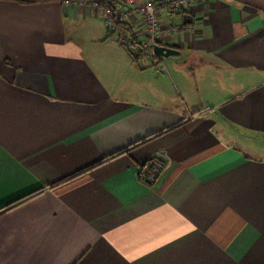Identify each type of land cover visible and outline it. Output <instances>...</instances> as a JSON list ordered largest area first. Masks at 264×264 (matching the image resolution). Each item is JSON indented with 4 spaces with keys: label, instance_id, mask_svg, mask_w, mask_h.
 Segmentation results:
<instances>
[{
    "label": "crops",
    "instance_id": "1",
    "mask_svg": "<svg viewBox=\"0 0 264 264\" xmlns=\"http://www.w3.org/2000/svg\"><path fill=\"white\" fill-rule=\"evenodd\" d=\"M159 21L179 55L137 60L101 7L0 0V264H264V0Z\"/></svg>",
    "mask_w": 264,
    "mask_h": 264
},
{
    "label": "built area",
    "instance_id": "2",
    "mask_svg": "<svg viewBox=\"0 0 264 264\" xmlns=\"http://www.w3.org/2000/svg\"><path fill=\"white\" fill-rule=\"evenodd\" d=\"M102 2L104 0H83L79 3L100 7ZM188 2L189 0H163L160 3L143 2L135 5L133 0H111L110 4L101 8L105 13V23L111 31L117 29V21H124L127 13L136 8L143 22V40L135 46L131 45L130 40H125V38H123V42L131 48L133 58L139 60L152 56V46L158 44L165 37L159 21V7L170 6L172 9H177ZM65 3L69 2L65 1ZM163 169L164 163L161 160L158 158L149 159L137 167V178L145 185H152Z\"/></svg>",
    "mask_w": 264,
    "mask_h": 264
},
{
    "label": "trees",
    "instance_id": "3",
    "mask_svg": "<svg viewBox=\"0 0 264 264\" xmlns=\"http://www.w3.org/2000/svg\"><path fill=\"white\" fill-rule=\"evenodd\" d=\"M3 1H12V2H16V3L22 4V5H27V4H41V3L64 2V1H67L69 3H79V2H81L83 0H3ZM110 2H111V0H104V2H102L100 7H103V6H106V5L110 4ZM116 27L118 29H121L123 32H125L128 35L131 45L135 46V45L138 44L136 42L134 34L132 33V29L130 28L128 23H126L124 21H117L116 22ZM146 140H148V139H146ZM146 140H144L143 142H145ZM93 167H95V165ZM37 193H38V191L35 192V193H31V194H29V195L17 200L13 204L7 206L5 209H9V208L17 205L18 203H20V202H22V201H24V200H26L28 198L34 197L35 195H37Z\"/></svg>",
    "mask_w": 264,
    "mask_h": 264
},
{
    "label": "water",
    "instance_id": "4",
    "mask_svg": "<svg viewBox=\"0 0 264 264\" xmlns=\"http://www.w3.org/2000/svg\"><path fill=\"white\" fill-rule=\"evenodd\" d=\"M153 53L157 56L168 58L179 55V52L165 46H159L157 44L152 46Z\"/></svg>",
    "mask_w": 264,
    "mask_h": 264
},
{
    "label": "rangeland",
    "instance_id": "5",
    "mask_svg": "<svg viewBox=\"0 0 264 264\" xmlns=\"http://www.w3.org/2000/svg\"><path fill=\"white\" fill-rule=\"evenodd\" d=\"M250 145H253L255 147V150H256L255 152H252L251 150H248V148H245V149L250 151L251 154L254 157H262V158H264V137L263 138L254 139L253 144H250Z\"/></svg>",
    "mask_w": 264,
    "mask_h": 264
}]
</instances>
